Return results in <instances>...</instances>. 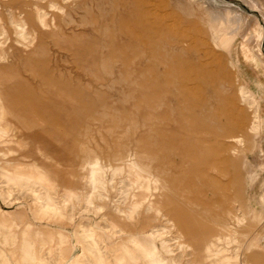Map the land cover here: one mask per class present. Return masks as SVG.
<instances>
[{
    "label": "rangeland",
    "instance_id": "1",
    "mask_svg": "<svg viewBox=\"0 0 264 264\" xmlns=\"http://www.w3.org/2000/svg\"><path fill=\"white\" fill-rule=\"evenodd\" d=\"M245 1L0 0V264H264Z\"/></svg>",
    "mask_w": 264,
    "mask_h": 264
},
{
    "label": "bare ground",
    "instance_id": "2",
    "mask_svg": "<svg viewBox=\"0 0 264 264\" xmlns=\"http://www.w3.org/2000/svg\"><path fill=\"white\" fill-rule=\"evenodd\" d=\"M248 2V5H250L252 8H256L257 9V6L256 4L253 2V0H246ZM245 1V2H246ZM228 10V9H227ZM227 10H223L225 13H228L229 11ZM256 20V19H255ZM230 21V20H229ZM246 29H247V37H245L247 43H248V40L250 39H253V40H257L259 42H261L263 40V37H264V32L260 29L259 25L257 22H254V20H249L248 23L245 25ZM260 53L261 51L258 50L257 51V55L260 57ZM261 59V58H260ZM41 207L43 209H48V208H53V209H56L55 206L51 205L50 203H42ZM60 237H64L63 235H61ZM176 242V241H175ZM138 243V242H137ZM156 249V248H155ZM168 249V248H167ZM155 251V250H154ZM100 252V251H99ZM96 256L99 255V253L96 252L95 254ZM101 255V254H100ZM99 255V256H100ZM159 258V256H158Z\"/></svg>",
    "mask_w": 264,
    "mask_h": 264
},
{
    "label": "crops",
    "instance_id": "3",
    "mask_svg": "<svg viewBox=\"0 0 264 264\" xmlns=\"http://www.w3.org/2000/svg\"><path fill=\"white\" fill-rule=\"evenodd\" d=\"M253 2H254V1H253ZM254 3H255V2H254ZM257 8H258V7H257ZM258 9H259V8H258ZM60 235H61V234H58L59 237H60ZM64 236H65V235H64ZM66 237H67V236H66ZM67 239H68V237H67Z\"/></svg>",
    "mask_w": 264,
    "mask_h": 264
}]
</instances>
